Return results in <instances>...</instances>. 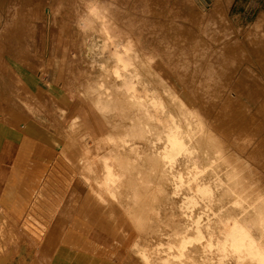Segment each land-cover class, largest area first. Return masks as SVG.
<instances>
[{
	"label": "bare ground",
	"instance_id": "1",
	"mask_svg": "<svg viewBox=\"0 0 264 264\" xmlns=\"http://www.w3.org/2000/svg\"><path fill=\"white\" fill-rule=\"evenodd\" d=\"M221 1L210 12L225 19ZM72 2L85 30L82 56L96 65L89 77L95 99L76 128L53 135L58 155L48 162L35 142L46 136L28 130L27 122L17 134L5 129L0 117V135L11 138L14 156L9 173L0 177V264L10 262L2 249L7 243L1 244L4 231L16 243L25 240L31 258L26 264H77L78 252L111 264L115 237L134 248L143 264H264V203L219 154L220 140L187 112L153 63L138 53L128 23L124 33L114 34L112 24L97 21L115 19L108 5ZM68 4L0 0V17L17 18L28 35L39 19L59 28L57 42L47 50L55 79L62 78L69 49ZM193 4L175 0L168 18L200 17ZM54 30L49 24L46 31ZM7 36L0 33V64L16 79H28L9 57ZM235 100L234 114L242 113V102ZM101 119L109 122L103 121L106 134ZM77 179L85 182L86 192L71 188ZM42 240L48 244L44 251Z\"/></svg>",
	"mask_w": 264,
	"mask_h": 264
},
{
	"label": "rangeland",
	"instance_id": "2",
	"mask_svg": "<svg viewBox=\"0 0 264 264\" xmlns=\"http://www.w3.org/2000/svg\"><path fill=\"white\" fill-rule=\"evenodd\" d=\"M80 1L85 4L91 0ZM185 1H191L194 9L202 11L200 17L169 19L167 13L175 0H163L162 4L149 0L94 3L100 8L110 7L115 19L97 21L112 24L114 34L124 33L128 23V36L138 53L153 63L169 88L181 98L187 112L214 139L220 140L219 154L228 159L250 194L264 203V0H222L219 7L225 11V19L211 15L216 0ZM68 2L69 34L65 40L69 49L61 79L53 78V57L47 54L53 47L52 41L57 42L59 28L54 30L56 26L53 28L49 19H39L35 21L33 35H28L17 18L0 17V33L10 34L4 39L10 47L9 57L20 63L28 78L20 81L0 64V117L5 129L17 134L27 122L28 130L46 136L44 141L38 136L35 141L46 151L44 156L40 154L45 162L58 155L53 135L76 128L95 99V85L89 77L96 65L82 56L83 22L74 2ZM186 22L189 26L181 27ZM49 24L53 35L46 31ZM235 97L242 102L244 114L238 110L234 114L238 105ZM104 120H100L103 133L108 130L105 122L109 125ZM10 142V137L0 135V177L9 173L8 165L14 157ZM71 188L87 191L85 182L78 179ZM13 236L4 231L1 242L7 243L2 249L8 251L9 264L29 263L27 243L25 246L24 239H17L16 243ZM46 241L40 243L42 251L48 245ZM113 249L111 264H143L139 253L117 237ZM78 253L77 264H104L94 253ZM39 255H35L37 261L41 260Z\"/></svg>",
	"mask_w": 264,
	"mask_h": 264
}]
</instances>
